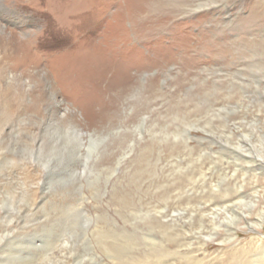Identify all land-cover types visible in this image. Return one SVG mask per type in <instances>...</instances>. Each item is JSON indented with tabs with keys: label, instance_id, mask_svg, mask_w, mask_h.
<instances>
[{
	"label": "rangeland",
	"instance_id": "obj_1",
	"mask_svg": "<svg viewBox=\"0 0 264 264\" xmlns=\"http://www.w3.org/2000/svg\"><path fill=\"white\" fill-rule=\"evenodd\" d=\"M255 163L264 0H0V235L41 240L35 264H264Z\"/></svg>",
	"mask_w": 264,
	"mask_h": 264
},
{
	"label": "bare ground",
	"instance_id": "obj_2",
	"mask_svg": "<svg viewBox=\"0 0 264 264\" xmlns=\"http://www.w3.org/2000/svg\"><path fill=\"white\" fill-rule=\"evenodd\" d=\"M225 150V149H224ZM229 150V149H228ZM227 150V151H228ZM230 153H233L237 156V160L241 162V157L243 154H239L233 150H229ZM200 157H202V154H200ZM244 157V156H243ZM246 158V157H245ZM246 163H253V159L247 157V160H244ZM257 164V163H255ZM238 166H240V168H242L243 170H245L246 172H244V175H246L247 173H249V171H253L252 172V183L255 184L259 178L261 173L264 174V168L261 167L260 164H257L258 167L253 168L250 166L249 168L247 167H243L242 165L237 164ZM263 166V165H262ZM237 170V169H236ZM239 170V169H238ZM259 170H261V173L259 172ZM214 186L216 185L215 183L213 184ZM213 185H211V187H214ZM254 187V195L251 197V200H253L255 197L259 198L262 196L261 191L257 188L256 184L253 186ZM246 186L245 184H238L235 188H233V191H229V188H225L224 194H222L220 196L221 200L217 199L216 194H218V191L221 192L222 188L219 187L218 191L214 190V193L212 192L211 198H207L206 199V212H208L209 215V221L211 223V228H213V226H217L218 224V220L220 217L217 218V216H219V211L221 210H233V207H235L238 203H241L243 200H245L246 198L250 197V195H248V193H246ZM249 192V191H248ZM254 197V198H253ZM219 198V197H218ZM30 206H34L35 204H29ZM31 209V208H30ZM205 209V207L203 208V210ZM260 212L258 214H261V212H264V208L259 210ZM211 215V216H210ZM203 220V218H201ZM249 224L248 226H252V228L255 227L256 232L261 233V231H263L264 229V217L263 215H260L259 217H257L256 219H250L249 220ZM202 224H204L203 221H201ZM11 229H9L6 232V235H0V241L2 243H0V264H35L39 255L42 254L41 251V240L39 241L37 238L31 237L29 239H25L22 238V234H21V228L16 227L15 225H10ZM203 229V228H201ZM30 232V231H29ZM228 237L231 239H235V241L238 239L239 237V233L237 231H234V229L229 228L228 229ZM5 233V232H4ZM14 234V236L12 235ZM10 235H12V237H9ZM256 241L254 242L253 245H251L252 247H250L248 249V253L252 252V251H264V238H262L261 236L259 237H255ZM255 240V239H254ZM253 241V240H252ZM205 244V243H203ZM254 247V248H253ZM246 250V249H244ZM246 252V251H245ZM165 258H167V254L166 255H161L159 256L157 259L155 260H141V261H127L128 264H164ZM235 258V256H234ZM242 258L239 256L238 258L235 259L234 263L235 264H240L242 261ZM150 259V258H149ZM203 261H201L200 259L198 260L197 264H205L202 263ZM207 263V262H206ZM245 264V263H244Z\"/></svg>",
	"mask_w": 264,
	"mask_h": 264
}]
</instances>
